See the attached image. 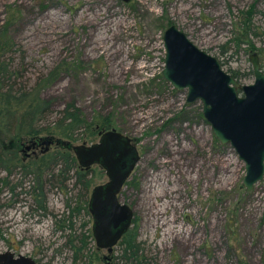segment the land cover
<instances>
[{
    "label": "rangeland",
    "instance_id": "1",
    "mask_svg": "<svg viewBox=\"0 0 264 264\" xmlns=\"http://www.w3.org/2000/svg\"><path fill=\"white\" fill-rule=\"evenodd\" d=\"M248 18L244 39L255 50L244 44L248 51H237L228 42ZM6 22L15 41L7 58L16 60L25 78L33 82L62 66L45 91L55 99L52 120L75 101L88 120L110 116L113 128L136 143L141 159L120 200L134 211L132 229L138 228L146 264H264V180L246 192L245 164L214 136L202 103L186 104L187 90H176L162 75L163 35L173 22L226 71L253 83L249 57L255 51L264 69V0H0V25ZM29 145L18 146L25 160L45 146ZM91 170V190L108 181L101 168ZM8 174L0 171L9 181L0 184V255L73 264L69 240L86 230L92 234L93 219L82 210L70 221L63 218L66 205L86 199L85 192L75 179L62 190L50 185L46 212L31 193L32 178ZM93 245L100 264H126L120 244L110 255Z\"/></svg>",
    "mask_w": 264,
    "mask_h": 264
},
{
    "label": "water",
    "instance_id": "2",
    "mask_svg": "<svg viewBox=\"0 0 264 264\" xmlns=\"http://www.w3.org/2000/svg\"><path fill=\"white\" fill-rule=\"evenodd\" d=\"M130 1V0H123ZM165 65L162 75L176 90H187L186 104L202 103L204 118L221 144H230L245 164L242 185L247 193L264 180V70L257 52L250 55L254 82L244 84L226 71L220 60L197 46L176 23L163 35ZM53 144H68L54 136L30 140L28 149ZM81 170L101 168L108 179L91 190L88 211L93 219L92 235L98 250L110 255L133 226V209L120 197L141 156L130 136L112 128L99 132L91 144L72 145ZM264 227V211L261 217ZM0 264H36L29 257L7 252Z\"/></svg>",
    "mask_w": 264,
    "mask_h": 264
},
{
    "label": "trees",
    "instance_id": "3",
    "mask_svg": "<svg viewBox=\"0 0 264 264\" xmlns=\"http://www.w3.org/2000/svg\"><path fill=\"white\" fill-rule=\"evenodd\" d=\"M253 11L254 5L246 13L250 17ZM250 20L245 19L241 34L228 42L234 44L237 51L244 49V44H249L247 47L255 50V46L244 39L251 30ZM9 26V22L0 25V171L8 172L9 176L17 171L24 177H31V193L39 208L46 212L47 188L50 185L55 186L56 183L57 188L62 190L70 180L75 179L76 186H80L85 192L86 199L80 196L74 207L71 204L66 205L67 213L64 214L63 221H70L69 218L75 211L79 214L82 210L89 216L88 195L93 185L89 176L94 171L80 169L71 147L73 142L91 140L92 137L99 136L100 131L112 129L113 121L110 116L102 115L88 120L75 101L67 102L59 115L52 120L55 99L46 96L45 91L58 80L62 66L53 67L33 82L25 78L16 60L10 56L7 58L15 45ZM244 50L248 51L247 48ZM232 75L239 78L237 72ZM44 136H58L68 144H62L59 149L49 150L29 160L21 157L18 149L20 142ZM0 184L8 186V176L7 179L0 178ZM135 223L134 217L133 224ZM137 229V226L131 228L119 243L120 258L126 264H146ZM93 243L90 230L82 232L80 237L72 236L69 244L73 252V264L102 262L94 252Z\"/></svg>",
    "mask_w": 264,
    "mask_h": 264
},
{
    "label": "flooded vegetation",
    "instance_id": "4",
    "mask_svg": "<svg viewBox=\"0 0 264 264\" xmlns=\"http://www.w3.org/2000/svg\"><path fill=\"white\" fill-rule=\"evenodd\" d=\"M255 52H257V51H255ZM258 53V52H257ZM259 54V53H258ZM259 57H260V55H259ZM263 69V68H262ZM264 70V69H263ZM39 146H41L40 144H38V145H36V146H34V147H32L33 149H37ZM34 153H35V151H34ZM89 200V199H88Z\"/></svg>",
    "mask_w": 264,
    "mask_h": 264
},
{
    "label": "bare ground",
    "instance_id": "5",
    "mask_svg": "<svg viewBox=\"0 0 264 264\" xmlns=\"http://www.w3.org/2000/svg\"><path fill=\"white\" fill-rule=\"evenodd\" d=\"M197 234H198V233H197ZM195 235H196V234H195ZM195 235H194V236H195ZM187 243H188V242H187Z\"/></svg>",
    "mask_w": 264,
    "mask_h": 264
}]
</instances>
